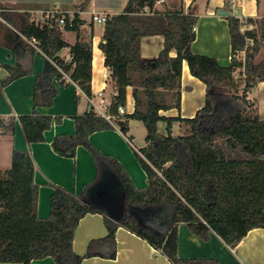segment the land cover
I'll return each mask as SVG.
<instances>
[{"label":"trees","instance_id":"1","mask_svg":"<svg viewBox=\"0 0 264 264\" xmlns=\"http://www.w3.org/2000/svg\"><path fill=\"white\" fill-rule=\"evenodd\" d=\"M89 0L76 9L83 10ZM157 0H128L120 13L112 14L104 23L99 44L109 68V81L114 87L110 112L116 124L127 132L131 119L142 120L146 128V145L137 152L145 170L148 185L136 187L122 164L103 155L90 140L93 132L113 126L91 108L86 114L75 115V133L60 134L52 147L60 155L75 156L79 145L85 146L98 160L103 157L117 173L125 189V212L117 222L104 212L63 186L52 184L51 209L48 217L37 212L39 185L35 182V164L28 149L12 148L9 168H0V262L31 264L35 259L51 256L57 264H81L89 256L114 258L115 232L124 226L161 250L172 264H222L217 258H187L178 254V225L181 222L202 238L214 231L234 247L253 228L264 227V118L260 117L246 93L264 81V58L255 57L264 44V16L242 23L228 14L232 52L247 47L246 85L239 95L234 73L242 62L237 59L223 64L216 57L195 53L191 43L197 17L180 9H168L154 14L142 13L153 8ZM228 4V2H226ZM77 11V10H76ZM7 23L0 20V45L11 49L17 59L14 64L0 63L8 75L0 80L2 86L31 73L20 60L41 52L45 56L42 70L36 74L31 114L20 115L23 133L29 143L44 140V133L52 125L50 115L41 114L37 106H49L60 85L68 83L65 75L80 89L92 96V36H82L84 20L78 11L74 19L55 14L50 23H35L30 11L19 14L1 12ZM72 23V25H71ZM251 26L245 31L241 27ZM64 30H74V44L63 36ZM163 35L164 46L155 58L141 54L144 36ZM32 42H35L37 49ZM70 46L71 59L59 56ZM175 50L176 55H171ZM186 61L193 76L207 88L204 105L193 117L166 116L162 110L181 107V78ZM132 86L135 108L131 113H117L118 105L127 103V87ZM241 96V97H239ZM61 122V117L54 119ZM166 123V133L159 130V122ZM180 122L184 134L173 135V124ZM15 117L0 116V134L12 135ZM100 161V160H99ZM170 206L168 214L150 216L141 222L133 210L137 208ZM100 212L105 216L108 233L90 241L85 254L74 250V235L81 218L87 213ZM162 219V220H161ZM111 249L96 251L98 243Z\"/></svg>","mask_w":264,"mask_h":264},{"label":"crops","instance_id":"2","mask_svg":"<svg viewBox=\"0 0 264 264\" xmlns=\"http://www.w3.org/2000/svg\"><path fill=\"white\" fill-rule=\"evenodd\" d=\"M83 0H14L17 7L3 8L15 9V12L33 11L59 6L65 10H79L76 5ZM128 0H89L85 8L80 10V16L85 21L81 26L82 36L89 39L92 36L93 60H92V95L103 91L107 95L115 92L109 81V68L105 64V55L99 44L101 35L93 32V22L83 16L84 13L104 12L109 15L123 11ZM228 2V4L226 3ZM30 4L29 8H20L18 5ZM234 4L240 7L246 18L260 19L264 16V0H164L157 1L154 12L168 9H180L184 13L194 14L197 17V25L194 30L195 40L191 43V49L195 53L216 57L221 63L230 62L232 53L231 35L229 31L227 15L234 12ZM149 8V7H148ZM260 11H263L262 13ZM66 33L73 32L67 38ZM63 36L68 43L74 44L77 39L74 30H64ZM141 54L146 58H155L164 46V36H144L141 40ZM261 50V49H260ZM260 52V51H259ZM259 54V53H258ZM257 54V55H258ZM171 55H176L172 50ZM59 56L69 61L71 59L70 46L61 50ZM257 57V56H256ZM255 57V59H256ZM264 58V57H263ZM255 61L256 63L260 62ZM17 57L15 53L0 45V63L14 64ZM23 64L31 68V73L2 86L0 84V116L15 117V130L12 135L0 134L10 137L13 147L28 149L35 164V182L39 185L37 212L40 217H48L51 209L52 184L67 188V190L81 196L84 201L100 208L104 214L114 223L125 212V189L117 173L111 168L108 161L100 157V161L83 145L77 147L75 156L60 155L52 147L53 139L60 134L73 135L75 133V115L86 114L90 107V101L79 86L70 82L60 85L55 80L58 93L53 103L49 106H37L41 114L50 115L53 118L52 125L44 133L43 141L29 143L23 133L20 115L31 114L34 111L33 90L36 74L43 69L45 56L39 51L34 55H28L20 59ZM8 75L5 68H0V80ZM181 107L162 110L166 116L193 117L204 105L207 90L206 84L193 76L186 61L183 62L181 78ZM215 89V87H214ZM214 89L212 92H214ZM256 92H259L256 96ZM246 97L255 104L258 114L264 118V81L258 82L246 93ZM127 103L131 113L135 108L132 86L127 87ZM61 117V122L54 119ZM179 125L180 122H175ZM135 123L129 122L127 132L119 126L93 132L90 135L91 143L99 149L103 155L118 160L129 173L136 187L144 188L148 185L147 174L140 165L137 152L146 145V135H140L135 129ZM174 126V124H173ZM181 127V126H180ZM100 212L87 213L79 221L75 228L74 250L79 254H85L91 240L107 235L108 227L105 216ZM162 220V219H161ZM116 256L114 258L99 255L89 256L82 260L81 264H172L167 256L159 249L153 247L150 242L140 237L135 232L124 226H118L115 232ZM111 247L105 243H98L96 251L108 253ZM178 254L187 258H217L222 264H264V227L253 228L247 232L242 240L234 247L227 244L214 231L209 232L204 239L194 233L184 222L178 225ZM0 264H20L17 262H0ZM31 264H57L48 256L43 259H35Z\"/></svg>","mask_w":264,"mask_h":264},{"label":"built area","instance_id":"3","mask_svg":"<svg viewBox=\"0 0 264 264\" xmlns=\"http://www.w3.org/2000/svg\"><path fill=\"white\" fill-rule=\"evenodd\" d=\"M157 1H164V0H157ZM3 11H13L15 12V9H11V8H3L0 6V20L7 23V21L4 19V17L2 16L1 12ZM78 13H81L80 10H77ZM76 10H65L60 8L59 6H54L51 8H47V9H39V10H33L30 11L32 13V20L35 21V23L37 24H44L46 23H50L51 18L57 13L61 14V18H60V23L63 24L65 22V18L66 16L70 17V20L72 21V19H74L75 13L77 12ZM142 13H146V14H154L155 12L153 10H151L150 8H144V10L142 11ZM236 16V15H235ZM110 17L109 14L104 13V12H92L91 13V19L92 21H98V22H102L105 23L108 18ZM239 18V20L242 23H245L246 21V17L243 16H236ZM8 24V23H7ZM72 25V23H71ZM251 26L244 24L241 27L242 31H245L246 29H249ZM32 44L37 48V45L35 42H32ZM247 45L245 46L244 49L240 50V51H236V52H232L229 59H237L240 60L242 62V65L240 67H238L234 73V78L235 81L238 83V89L240 92L244 91V87L246 85V78H247V74L245 72V60H246V53H247V47L250 45H253V39L249 38L247 39ZM55 66L61 71L63 72V74L65 75L64 77L67 80H70V82H73L77 85V83L75 81H73L70 78V75L65 73L62 69V67L57 64L56 62H54ZM78 86V85H77ZM88 96V95H87ZM96 96L98 97L97 99L94 98V96H88L89 97V101H90V107L94 110L95 114L101 117H104L105 119H107L111 124H113V126L117 127L118 125L116 124V117L117 115H114L110 112V108H111V104H112V98L113 96H115V92L111 93L110 95H107L105 92L100 91L96 94ZM117 113L119 114H124L126 113V109L124 105H118L117 107Z\"/></svg>","mask_w":264,"mask_h":264},{"label":"rangeland","instance_id":"4","mask_svg":"<svg viewBox=\"0 0 264 264\" xmlns=\"http://www.w3.org/2000/svg\"><path fill=\"white\" fill-rule=\"evenodd\" d=\"M14 0H0V5L2 6H12V7H17L15 4H13ZM16 1V0H15ZM19 1H22V0H19ZM20 8H29L30 7V4H27V5H22V4H19L18 5ZM234 12L232 14L236 15V16H240L243 14V11L240 7L236 6V4H234ZM264 11V10H263ZM263 11H260L261 13ZM17 14H19L20 12H17ZM83 16L87 19V21H90L91 22V15L88 14V13H84ZM92 28H93V32L95 35H101L102 32H103V29H104V23L102 22H98V21H94L93 22V25H92ZM65 34L67 35L66 37L69 38L70 36L69 35H73V32L70 31V33H66L65 31ZM264 57V44L263 46L261 47V50L259 52V54L257 55L255 61H259L261 58ZM259 92H256V96L258 95ZM239 95H242L243 92H238ZM241 97V96H239ZM95 99H97L98 97L95 95L94 96ZM126 109H128L127 111H129V105L128 103H126ZM131 123H135V130L134 131H137L138 134L140 135H146V128L142 122V120H136V119H131L130 120ZM184 128H181L180 125L178 123H174V126H173V135H179V134H184ZM159 130L161 132H164L166 133V123L164 121H161L159 122ZM8 136V135H7ZM7 136H2L0 135V168L2 169H6V168H9L12 163V148H13V145H12V141L10 139V137L8 138ZM170 211V206H162V207H150V208H137V210H133L132 212L137 214V216L139 217V219L141 220V222H146V220L150 217V216H156V215H161V214H168V212Z\"/></svg>","mask_w":264,"mask_h":264},{"label":"water","instance_id":"5","mask_svg":"<svg viewBox=\"0 0 264 264\" xmlns=\"http://www.w3.org/2000/svg\"><path fill=\"white\" fill-rule=\"evenodd\" d=\"M213 89H214V87H212L211 89H210V92H212L213 91ZM91 109V107H89V109L88 110H90Z\"/></svg>","mask_w":264,"mask_h":264}]
</instances>
